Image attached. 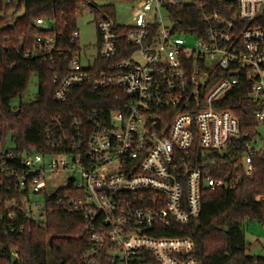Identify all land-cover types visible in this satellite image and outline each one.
<instances>
[{
    "label": "built area",
    "instance_id": "obj_1",
    "mask_svg": "<svg viewBox=\"0 0 264 264\" xmlns=\"http://www.w3.org/2000/svg\"><path fill=\"white\" fill-rule=\"evenodd\" d=\"M17 1L0 0V18ZM116 1L133 4V25L97 20V58L84 68L69 49L66 75L53 80L56 104L89 88L106 108L52 119L45 153L18 154L0 132V233L65 211L86 221L91 248L78 264H202L181 235L199 220L204 192L236 190L264 160V0ZM191 4L200 35L180 34L171 17ZM35 28L43 35L26 56L52 63L57 22ZM238 88L252 110L247 131L224 105Z\"/></svg>",
    "mask_w": 264,
    "mask_h": 264
},
{
    "label": "trees",
    "instance_id": "obj_2",
    "mask_svg": "<svg viewBox=\"0 0 264 264\" xmlns=\"http://www.w3.org/2000/svg\"><path fill=\"white\" fill-rule=\"evenodd\" d=\"M114 1L90 5L88 0H19L6 8L0 18V132L4 140L11 139L18 154L45 153V134L55 117L85 118L93 108H106L102 92L89 88L75 91L67 105L56 104L53 80L67 73V50L81 51L79 44L71 41L78 19L89 12L95 22L105 16L116 22ZM171 17L178 23L180 34L200 35L195 4L171 9ZM38 19L55 20L63 36L58 39L60 52L54 54L52 63L26 56L33 53L37 37L43 35L35 28ZM33 75L38 77V99L15 106L13 102L24 95ZM236 92L224 105L234 110L243 131H247L254 126L252 110L246 93L241 88ZM259 195H264V160L255 162L251 176L242 174L236 190L205 191L199 220L186 226L181 235L193 240L192 256L202 264H264V257L246 254L242 231L247 222L264 225V201L256 200ZM23 227V232L8 237L0 233V264H49V260L53 264H78L91 248L86 221L80 214L53 211L45 223L26 222Z\"/></svg>",
    "mask_w": 264,
    "mask_h": 264
},
{
    "label": "rangeland",
    "instance_id": "obj_3",
    "mask_svg": "<svg viewBox=\"0 0 264 264\" xmlns=\"http://www.w3.org/2000/svg\"><path fill=\"white\" fill-rule=\"evenodd\" d=\"M179 1L183 3L191 2V0ZM113 4L117 24L131 27L133 25V4L128 1H116ZM77 30L80 34L79 46L81 49L82 66L87 68L90 63L94 62L98 55L97 25L94 15L89 12L84 13L78 19ZM187 42L190 44L193 40L189 38ZM38 92V77L33 75L24 95L20 99H15L13 104L18 106L21 102L26 104L35 102L38 99ZM242 231L247 245L246 254L252 257H264V225L257 221L247 222L243 226ZM49 264H53V262L49 260Z\"/></svg>",
    "mask_w": 264,
    "mask_h": 264
},
{
    "label": "water",
    "instance_id": "obj_4",
    "mask_svg": "<svg viewBox=\"0 0 264 264\" xmlns=\"http://www.w3.org/2000/svg\"><path fill=\"white\" fill-rule=\"evenodd\" d=\"M227 153V151H225V154Z\"/></svg>",
    "mask_w": 264,
    "mask_h": 264
}]
</instances>
